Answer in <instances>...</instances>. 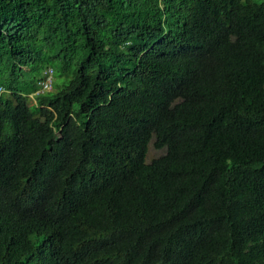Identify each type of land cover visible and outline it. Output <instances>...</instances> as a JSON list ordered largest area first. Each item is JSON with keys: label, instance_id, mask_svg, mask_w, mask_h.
Returning <instances> with one entry per match:
<instances>
[{"label": "trees", "instance_id": "obj_1", "mask_svg": "<svg viewBox=\"0 0 264 264\" xmlns=\"http://www.w3.org/2000/svg\"><path fill=\"white\" fill-rule=\"evenodd\" d=\"M1 89L0 264H264V0H0Z\"/></svg>", "mask_w": 264, "mask_h": 264}, {"label": "rangeland", "instance_id": "obj_2", "mask_svg": "<svg viewBox=\"0 0 264 264\" xmlns=\"http://www.w3.org/2000/svg\"><path fill=\"white\" fill-rule=\"evenodd\" d=\"M2 92V89L0 90ZM155 137L152 138L151 142L149 143L148 153H147V161L151 162L154 158L161 156L166 152V148H157L154 145Z\"/></svg>", "mask_w": 264, "mask_h": 264}, {"label": "built area", "instance_id": "obj_3", "mask_svg": "<svg viewBox=\"0 0 264 264\" xmlns=\"http://www.w3.org/2000/svg\"><path fill=\"white\" fill-rule=\"evenodd\" d=\"M47 78L42 82V90H49L52 89L53 86V69L49 68L46 71Z\"/></svg>", "mask_w": 264, "mask_h": 264}]
</instances>
